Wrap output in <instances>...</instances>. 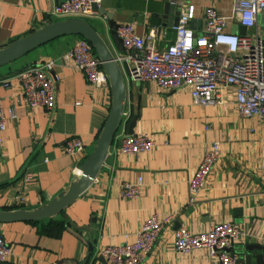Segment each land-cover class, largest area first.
Instances as JSON below:
<instances>
[{
    "label": "crops",
    "instance_id": "1",
    "mask_svg": "<svg viewBox=\"0 0 264 264\" xmlns=\"http://www.w3.org/2000/svg\"><path fill=\"white\" fill-rule=\"evenodd\" d=\"M61 1L0 0V50L62 21L50 15ZM233 2L101 0L98 7L117 25L132 24L140 37L154 33L157 47L163 49L174 40L172 28L188 5L195 6L191 28L199 33L204 28L205 9L213 7L229 17ZM85 20L114 57L124 52L113 43L104 16L96 13ZM234 24H228L229 32ZM79 39L83 38H59L33 51L25 62L0 69V103L14 114L7 117L6 130L0 132V213L33 212L48 206L77 181L75 173L81 172L97 145L112 103L109 80L93 87L80 71L59 66L55 107L50 111L29 108L16 80L10 87L2 85L35 63L58 59ZM124 85L127 120L118 128L101 169L77 200L52 218L64 223L65 229L58 235H44L40 228L45 219L38 225L0 224V234L10 249L6 264H106L100 251L132 243L150 217L170 221L140 264H220L206 249L177 253L174 232L179 228L205 232L224 222L244 234L230 253L241 261L251 256L255 264L260 252L252 255L246 248H264V122L237 112L233 88L220 93L221 104L198 106L187 88L167 91L151 82L127 78ZM132 117H136L132 135L147 134L152 149L137 156H120L117 150L122 138L129 136L127 125ZM73 137L82 141L84 151L69 156L64 148ZM213 143L219 144V156L203 189L191 196L189 182ZM25 172L32 174L28 182L23 181ZM138 179L142 180L139 195L123 199L122 184ZM16 196L23 202L15 203Z\"/></svg>",
    "mask_w": 264,
    "mask_h": 264
},
{
    "label": "built area",
    "instance_id": "2",
    "mask_svg": "<svg viewBox=\"0 0 264 264\" xmlns=\"http://www.w3.org/2000/svg\"><path fill=\"white\" fill-rule=\"evenodd\" d=\"M101 0H62L50 12L54 19L66 21L85 20L96 14L93 8ZM99 8V7H98ZM196 9L190 4L183 9L172 28L174 40L164 47H157L154 33L138 36L132 24L120 25L117 36L124 52L115 57L124 78L131 81L151 82L167 91L187 88L198 106L221 104L220 93L234 89V103L237 112L244 118L257 117L264 122V40L258 28V18L264 14V0H234L232 14L224 17L213 7L204 11V28L196 33L191 28ZM235 23L245 28V36L228 31V24ZM166 36V33H162ZM70 65L80 71L89 85H105L108 76L102 62L96 56L91 44L79 39L58 59L35 63L20 71L13 79L3 82L5 88L16 80L20 85L22 101L29 108L43 107L50 111L55 107V88L58 82L56 70ZM13 111H5L0 103V132L6 130L7 117ZM122 123L127 120L122 115ZM152 141L147 134L124 136L118 147L120 156H137L149 153ZM65 153L74 156L84 151L79 138L73 137L65 144ZM220 153L218 143H213L189 182V194L195 196L206 184L209 173ZM80 171L75 173L79 178ZM264 181V173L262 175ZM32 179L25 172L23 181ZM142 180L124 182L121 187L123 199H134L139 195ZM15 203L23 202L16 196ZM170 218L150 217L136 233L132 243L103 248L99 257L106 264H140L147 257L160 237ZM244 234L235 225L224 222L212 225L205 232L193 233L184 228L174 232V249L179 254L206 249L220 264H246L230 253L232 247L241 241ZM10 249L0 234V264H6Z\"/></svg>",
    "mask_w": 264,
    "mask_h": 264
},
{
    "label": "water",
    "instance_id": "3",
    "mask_svg": "<svg viewBox=\"0 0 264 264\" xmlns=\"http://www.w3.org/2000/svg\"><path fill=\"white\" fill-rule=\"evenodd\" d=\"M165 8H167V6ZM93 10L108 20L109 35L118 51H123L122 42L117 36L119 25L112 21V17L106 11H101L97 6H94ZM177 19L174 26L177 24ZM245 32V28L243 27H240L237 30V34L241 37L245 36ZM70 36H79L87 40L91 44L96 56L102 62L103 69L108 76L112 91V103L109 114L93 153L84 162L81 167L80 177L67 190V192L59 195L58 198L53 200L48 206L33 212L15 211L0 213V224L50 219L67 209L95 179L104 163L113 138L122 124V114L124 112L125 102L124 77L115 61V57L110 52L106 43L86 20L74 19L52 23L43 29L32 33L28 37L13 43L9 47L0 50V68L20 60L29 53H32L54 40ZM135 121L136 117H132L129 120L127 125L128 135L133 134ZM246 251H250L252 255H255L257 251L260 252V254L255 255V264H264V248L252 246L246 248ZM245 263L252 264L251 256L246 257Z\"/></svg>",
    "mask_w": 264,
    "mask_h": 264
},
{
    "label": "trees",
    "instance_id": "4",
    "mask_svg": "<svg viewBox=\"0 0 264 264\" xmlns=\"http://www.w3.org/2000/svg\"><path fill=\"white\" fill-rule=\"evenodd\" d=\"M63 212H61V213H63ZM45 220L47 222L44 225H42L40 228V232L44 235H47V236L58 235L65 229V225L62 222L53 221L52 218L45 219ZM41 222H43V220L32 221L30 223L33 225H38Z\"/></svg>",
    "mask_w": 264,
    "mask_h": 264
},
{
    "label": "rangeland",
    "instance_id": "5",
    "mask_svg": "<svg viewBox=\"0 0 264 264\" xmlns=\"http://www.w3.org/2000/svg\"><path fill=\"white\" fill-rule=\"evenodd\" d=\"M258 28H259V31H260V34H261V38H262V40H264V14L260 15L259 18H258ZM237 30H238V26L234 24V26L232 27V31L236 33ZM30 58H31V53H29L28 55L24 56L20 60L12 63L10 65H19V64L25 62L27 59H30ZM8 66L9 65L4 66V67H8ZM4 67H1L0 69H3Z\"/></svg>",
    "mask_w": 264,
    "mask_h": 264
}]
</instances>
